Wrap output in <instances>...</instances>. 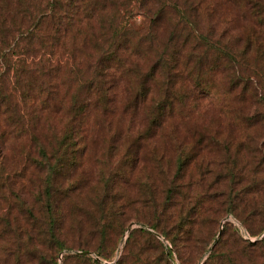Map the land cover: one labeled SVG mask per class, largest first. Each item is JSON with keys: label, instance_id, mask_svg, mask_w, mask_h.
<instances>
[{"label": "trees", "instance_id": "obj_1", "mask_svg": "<svg viewBox=\"0 0 264 264\" xmlns=\"http://www.w3.org/2000/svg\"><path fill=\"white\" fill-rule=\"evenodd\" d=\"M218 8L245 23L251 17L254 29L242 37L221 24ZM135 11L146 18L142 30L130 24ZM0 58L11 69L0 70V251L5 252L0 264L9 257L15 264H46L43 249L60 254L75 248L81 252L64 254V264H103L113 250L108 222L122 210L115 200L100 199V216L84 210L81 217L88 225L76 239H69L72 229L64 224L69 214L65 201L76 190L70 179L84 155L78 147H86L83 132L90 118L108 128L119 115L115 142L126 145L129 170L123 173L130 175L186 99L220 92L211 81L212 70L214 75L220 69L229 71L227 91L241 103L232 114V135L222 138L219 130L197 135L191 151H181L173 180H181L188 165H198L205 194L217 206L214 216L231 214L251 235L264 234L263 0H16L13 5L0 0ZM53 113L66 117L61 131L48 119ZM46 127L52 136L45 138L38 131ZM10 138L29 144L21 166L22 148L13 153V169L8 168ZM28 173L39 179L28 190L32 199L24 196ZM19 179L24 182L15 191ZM176 190L170 185L164 206H172L182 192ZM6 192L15 197L13 202L4 203L10 200ZM10 205L20 208L27 223L9 217ZM227 226L203 264H264V235L244 242V260L231 257L235 251H223ZM160 232L174 250L142 264H171L174 251L186 264L177 240L187 242L191 232L180 225L171 233ZM155 239L150 231L133 230L122 256L108 264H139L141 258L133 260V252L152 249Z\"/></svg>", "mask_w": 264, "mask_h": 264}, {"label": "rangeland", "instance_id": "obj_2", "mask_svg": "<svg viewBox=\"0 0 264 264\" xmlns=\"http://www.w3.org/2000/svg\"><path fill=\"white\" fill-rule=\"evenodd\" d=\"M5 1L7 5H13L16 2V0ZM217 10V13L223 16L221 24L229 25L233 30L239 32L242 37H246V31L250 33V30L255 27V20L251 17L245 23L242 19L233 17L227 11L224 12L220 8ZM22 17L23 14L20 15L21 19H23ZM129 17L131 26L137 29L144 28L146 18L143 16L142 11L132 12ZM146 24L148 25V23ZM239 39L241 38L234 40V42ZM242 67L246 69L247 60ZM229 68L230 71L234 70L232 66H229ZM0 70L3 72L11 70L2 58H0ZM12 74L13 72H11ZM228 75H230L228 70H216L214 75L212 70L211 81L220 92L218 94L211 93L210 95L203 92L198 100L186 99L175 110L174 120L162 128L154 142L146 146L144 149L147 155L146 159L140 162L136 171L130 175L123 173L129 170V159L123 157L126 145L123 142L122 144L115 142L119 139V115L115 116L112 126L108 128L99 126L95 116L90 118L83 132L86 136L84 141L86 147H78L84 151V155L79 161L80 164L78 163L73 178L70 179V183H73L76 190L65 201V211L69 214L65 218L66 222L64 224L69 226L67 229H72L69 230L71 233L69 239H76L79 236L78 233L87 227L88 224L81 217L84 210H92L93 213L100 216L99 201L106 195L108 197L107 202H110V198H112L122 210L121 215L113 216L116 219H111L108 222L111 231L108 244L113 247V250H110L112 253L110 257L102 259L103 264L115 263L119 260L130 233L135 229L150 231L157 238L154 245H152V249H147L144 252L143 249L140 250L141 247H138L133 252L131 258L136 261V257H140L141 262L139 264H142L144 259L153 260L163 250L167 253L170 248L174 250V245L160 231L164 228L171 233V230H175V225H180L181 228L191 232L187 242L183 238L177 240L186 264H203L216 245L226 224L228 225V231L224 236L223 251H235L230 254L231 257L245 259L242 253L244 242L246 240L254 242L261 239L264 234L251 235L245 224L231 214L223 213L217 217L214 216L213 211L217 206L205 194V186L199 181L198 165H188L183 178L181 180L174 178L173 180L178 167L177 159L181 155V151L183 153L190 152L193 140L199 137L197 135L210 134L215 130L222 132V138L232 135L230 133V129L233 127L230 123L234 120L232 114L235 105L237 106L240 102L232 96V93L227 91L229 85ZM8 81L13 84L11 77H8ZM65 88L62 87V92ZM67 101L68 97L66 104ZM48 119L58 127L59 131L65 125L64 121H66L65 115L55 113L49 115ZM51 129L47 127L39 128L38 132L46 138V136H52ZM6 143L7 153L10 155V167L8 168H11L13 164L17 163L16 159L12 157L15 150L20 147L23 150L29 144L14 138H10ZM24 158L25 150L20 156V166L24 163ZM25 176L28 181L24 184L27 192H29L34 189L36 181H39V179L38 175L31 177L29 173ZM31 179L32 182H30ZM170 180L174 183H170ZM23 182V179L18 180L15 191L19 189V183ZM67 184L68 182H65V185ZM170 185L176 187V191L179 189L182 192L171 200L172 206L168 207V205L164 206L163 204L169 195L168 188H170ZM6 196L10 200L4 203L13 202L15 199L10 192H6ZM24 196L29 199L33 198L31 192L25 193ZM10 206L12 208L9 210V217L17 216L19 221L24 224L27 223V217L22 214L20 208L14 205ZM149 222L157 224L160 231L152 228ZM34 226H38L37 221H35ZM74 226L79 227L74 229ZM140 242H145V237L140 236ZM103 243H105V240ZM43 251L47 257L46 264H53L55 259H58V264H64V254L81 252L78 248L71 252L64 250L60 254L55 249H43ZM89 255L92 257L97 256L94 251H90ZM3 257H5V252L0 251V258ZM8 259L7 264H15V259L11 257ZM170 262L171 264H183L177 251H174Z\"/></svg>", "mask_w": 264, "mask_h": 264}]
</instances>
